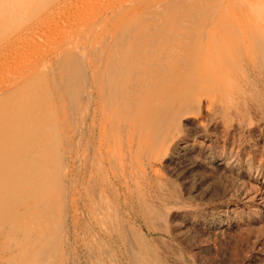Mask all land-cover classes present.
<instances>
[{
  "label": "rangeland",
  "instance_id": "374dc122",
  "mask_svg": "<svg viewBox=\"0 0 264 264\" xmlns=\"http://www.w3.org/2000/svg\"><path fill=\"white\" fill-rule=\"evenodd\" d=\"M71 1L0 0V154H10L9 166L17 173V176L15 172L12 176L9 173L7 177L5 173L2 175L3 169L10 168L9 158H6L9 156H0L3 181L0 186H5L0 187L3 202L0 201V264H145L142 252H145L146 242L151 250L163 254L164 259L174 256L178 264H264V207L260 205L263 197H258L259 193L264 194V127L250 111L243 118L245 125L234 127L239 132L232 126L225 131L217 127L219 125L213 127V124L207 125L206 136L202 135L205 138L198 136L196 130L195 134L194 130L188 131V139L195 148L193 155H180L174 165L167 166L163 162L158 165L160 188L152 191L158 196L154 194L152 199L147 198L140 204L134 201L129 208L132 213L144 214L145 222H140L141 228L144 232L149 229L153 234L141 237L138 222L133 223L137 232L130 227L132 233L128 231V237L133 245L128 251L118 250L107 242L108 236L103 237L108 234L107 228L117 223L118 213L114 206L122 197L102 192L100 200L94 198L100 186L117 177L105 150L97 147V140L92 142L90 109H85L84 120L79 110V104H96L99 99L97 95L100 93L92 88L96 55L102 50L106 52L113 42L117 43L121 39L118 33L121 29L144 16L146 18L157 4L161 12L158 13L159 20H151L150 16L146 20L164 25L169 23L168 26L175 25V22L179 24L178 19L182 16L189 21L191 11L187 5L190 6L191 0H168L172 2L169 6H174L168 10L166 0ZM207 2L211 21L228 18L239 28L241 36L264 40V0ZM161 10L163 13L167 11L165 16ZM241 80L245 82L243 77ZM262 88L264 93V85ZM244 101L239 102L243 104ZM21 114L26 115L23 117L25 123ZM235 122H240L237 117H233ZM84 124L87 129H83ZM251 126H254L252 130ZM15 139L20 141L18 145ZM196 142L209 145L211 154L219 151L229 157L224 169L195 163L200 158L197 147L201 145ZM22 148L25 152L28 149L29 153L36 150L31 153L29 172L23 169L28 155L23 156V163L19 161ZM13 150L18 153L17 157ZM104 152L101 163L100 155ZM13 158L18 159L16 163L11 161ZM231 163H235L234 169ZM99 164L104 166L105 174H101ZM8 176L18 180L7 183L11 182L6 181ZM150 182L146 181V184ZM228 206L236 209V215L215 223L212 225L214 229L205 224L197 226L195 220L184 224L182 217L170 215L175 210L188 209L198 218L206 212ZM43 243L48 251L42 255L37 251L38 256L35 249H43ZM167 259L163 264L173 262L171 259L166 262Z\"/></svg>",
  "mask_w": 264,
  "mask_h": 264
},
{
  "label": "bare ground",
  "instance_id": "6f19581e",
  "mask_svg": "<svg viewBox=\"0 0 264 264\" xmlns=\"http://www.w3.org/2000/svg\"><path fill=\"white\" fill-rule=\"evenodd\" d=\"M207 1L209 0H191V4H189L190 6L187 5V7H190L191 11V17H188L190 20L186 21L185 17L182 16L183 19L179 18L178 20L180 21H178V23H180L177 24V22H175L176 19L173 18L175 25L171 23V26L167 25L169 23H165L164 25V23L159 24L158 22H150L146 20V18L149 16L152 18L151 20H159L158 13L161 12L160 9H158L160 7L157 4L152 7V13L150 15L147 14L146 18L144 15V17L140 19L138 17H134V19L138 18L139 21L129 24L128 26L124 25L125 27L121 29L120 32H118L121 34V39L117 43L116 41L115 43L113 42L106 52L103 53L102 50L96 55L93 68L92 88L97 94L100 93L97 95L99 99L96 104H79V110L81 112L82 119L84 120L86 116L84 113L85 109H90L89 113L91 118H89V123L90 133L92 134L91 138L93 140L92 142L94 143V141L97 140V147L99 149L105 150L106 154L105 152L102 154L99 153L101 154V163L105 157H103V154H105L108 158L109 164L112 165L114 168L113 171H115V175L117 176L115 180L113 179V181L109 180L107 183L104 182L105 184H103V188L100 186V188L97 189V192L94 190L96 188L93 190L96 192L94 193V198H97L95 200L101 199L102 192L106 193L107 195L110 194L109 196L112 195L122 197V199H119L120 201H118V203L114 206V211L118 213H115L118 215L117 223L110 225L107 228L108 234L103 236H108L107 242L118 247V250L128 251V248L132 247L131 245H133V242L128 236H130L129 233L131 232L132 228L136 230V228L133 226V223L136 225L138 222L139 229L137 230L141 237L147 235L148 233L153 234V232H151L149 229L147 232L143 231L144 228H141L140 222H145V216L142 212L132 213L129 209L130 205L134 204V201H137L140 204V202L146 201L147 198L152 199L154 194L158 196L157 193L152 194V191L155 192L156 189L160 188V181L157 177L158 165H160L162 162L167 166L174 165L180 155L186 156L195 152V148L192 147L193 144L191 143L190 139H188V131L194 130L195 134L196 130V134L198 136L205 135L204 131L208 124H213V127H215V125H219L217 127H220L221 130L225 131H227L231 126L233 129L234 127L236 129V127H240L241 124L245 125V119L243 118L246 116L245 114L247 111H250L252 115L257 117L254 118L252 116L254 119H258V121H260V124H257L264 127V93L262 90L264 85V40H250L251 38L247 39L245 34V36H241L239 28L234 26L228 18L220 19L215 22L211 21L209 15L210 13L208 12L210 7L209 2ZM169 2L172 3L168 0L165 2L166 4L168 3V7L166 6L167 10L170 6H172L171 4L169 6ZM165 12L167 11L165 10ZM164 13L162 11L163 16H165ZM173 14L177 13L174 12ZM178 14L181 15L179 12ZM169 20L172 21L171 17ZM36 26L37 24L35 27ZM249 33L250 32H248V34ZM252 75H254L256 79L255 77L252 79ZM241 77L244 78L246 83L241 80ZM250 84H253V86H248ZM33 91L35 92V90ZM101 92L103 93V96H101ZM33 94L35 97V93ZM240 100H246V102L244 101L245 103L242 102L243 104H240ZM247 101H250V104H247ZM21 115L22 121L25 120L26 118L23 117L26 115ZM16 116H19V114ZM233 117H237L238 121L241 123H233ZM254 124L255 122L253 125ZM15 127L16 126L13 125V128ZM253 127L250 130H252ZM85 128L87 129L86 125L83 127V129ZM257 128L259 129L260 127ZM233 129H231L232 132ZM243 130L246 131L247 129L245 130L244 128ZM235 131L239 132V130ZM203 137L204 136H202V138ZM15 141L17 140L15 139ZM19 143L20 141H17V145ZM12 144L14 145L15 143L13 142ZM198 144H201L197 147L200 149V151H198L200 152V158L197 159L195 163L199 162V164L202 163L204 166L212 165L215 166V168L223 167L222 169H224V165L227 164L226 161L229 157L226 158L221 154V152L219 154V151L211 154V148L209 145H203L200 142L197 143V145ZM17 145L15 144V146ZM9 147L12 146L10 145ZM14 150L12 151L13 154H15V152L19 149L17 148L15 152ZM27 151L28 149H26V152ZM31 151L30 152L33 153L36 150L33 149ZM6 152L9 153L10 151ZM22 152V158H19L18 156L19 161L22 160L23 163V159H25L27 157L26 155H28V158L25 159L26 169L23 167L22 168L26 170V172H29L30 166L28 164L32 154L29 153V151L27 153L25 151V153ZM17 154L18 153H16L15 156ZM9 155L7 154L2 156V153L0 154L2 158ZM23 156H25V158H23ZM12 157H14V155L11 156V158ZM6 158H9V163L10 156ZM15 159L13 158L11 161L13 160L12 162L15 161L16 163L18 159ZM233 164L235 163H231L232 167L234 166ZM9 165L10 163L8 166ZM99 167L101 174H105V170L103 169L104 166L99 164ZM7 168L3 169L2 175L5 173L4 176L7 177L6 174L9 173V175L12 176V173L15 171H13V168L10 167L9 170H12L10 173ZM102 171L104 173H102ZM10 176L6 178V181L11 178ZM15 176H17V173ZM14 179H9L11 182L7 183H13L12 181H14ZM149 180H151V182L146 184V181ZM0 182L3 183L2 178L0 179ZM6 187H9V185L7 184ZM259 194H261L260 196L258 195L260 199L263 197L260 205L261 207H264V196H262L264 194ZM0 201L2 202L1 199ZM172 204L174 205L173 202ZM257 204L258 203L256 202V205ZM251 205L254 206V204ZM235 210L236 209H234V207L230 206H228V208L220 207L213 211L206 212L204 215L202 214V216L199 215L200 217L198 218H196L197 215H193L194 212L192 213V211L188 209L175 210L171 212L170 215H172V217H182L181 220L184 224L195 220V222H193L196 223L197 226L200 224H205L211 228L212 225H215V223H222L230 216L234 217L236 215ZM111 212H113V209ZM99 213H102V211ZM255 219L257 218L255 217ZM44 222L47 221L44 220ZM219 227L221 226H218V231L220 230ZM38 235L39 234H37V236ZM49 241L51 242V239ZM146 243H144L145 248L143 247L145 252H142L145 258V264H163V261L167 258L164 259L165 257L163 254L162 256L155 250H151L152 247H148ZM41 247H43V249H35V252L40 251L39 253L41 255L47 253L48 249L46 248V250L44 248V243ZM48 247L52 248L50 245ZM39 253L37 252L36 255ZM168 257V259H171L173 262H178H176L174 256L169 255ZM168 259L166 262L170 261Z\"/></svg>",
  "mask_w": 264,
  "mask_h": 264
}]
</instances>
